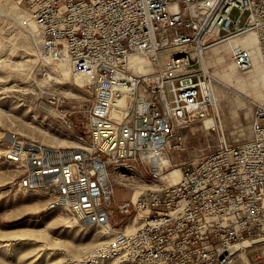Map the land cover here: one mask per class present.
I'll return each instance as SVG.
<instances>
[{
    "label": "built area",
    "instance_id": "built-area-1",
    "mask_svg": "<svg viewBox=\"0 0 264 264\" xmlns=\"http://www.w3.org/2000/svg\"><path fill=\"white\" fill-rule=\"evenodd\" d=\"M11 1L40 32L39 59L67 61L91 93L78 146L11 135L0 154L18 188L106 237L76 264H235L264 247V101L248 141L222 138L175 184L161 161L178 129L218 117L214 78L199 62L206 46L253 32L264 61V0ZM231 54L238 70L252 67L247 49ZM116 182L142 189L117 203ZM245 239L253 243L232 250Z\"/></svg>",
    "mask_w": 264,
    "mask_h": 264
},
{
    "label": "rangeland",
    "instance_id": "rangeland-1",
    "mask_svg": "<svg viewBox=\"0 0 264 264\" xmlns=\"http://www.w3.org/2000/svg\"><path fill=\"white\" fill-rule=\"evenodd\" d=\"M22 14L29 13L11 0H0V154L11 135L49 147H76L78 137L88 135L90 90L84 79L70 73L64 77L61 71L68 72L69 65L39 59L40 32L36 43ZM246 34L208 45L200 54L201 67L214 78L217 122L196 121L175 132L163 155L169 171L198 161L222 138L234 145L251 138L254 109L264 101V61L262 70L255 56L253 70L240 71L229 48V42L240 43ZM17 175L11 165L0 164V264H76L106 239L92 226L48 210L42 192L18 188ZM141 189L140 183L116 182L115 201H128ZM241 254L246 258L238 254L235 264H264V247L252 246Z\"/></svg>",
    "mask_w": 264,
    "mask_h": 264
},
{
    "label": "bare ground",
    "instance_id": "bare-ground-1",
    "mask_svg": "<svg viewBox=\"0 0 264 264\" xmlns=\"http://www.w3.org/2000/svg\"><path fill=\"white\" fill-rule=\"evenodd\" d=\"M20 17L23 18V20L26 22V24L28 25V27L30 28L31 32L33 33L34 37H35V42L38 43V39L36 38V34H37V27L34 23V20L33 18L30 16V15H25V14H22L20 15ZM244 40L241 41L240 43H237L238 40L235 39V40H232L231 42H229V48H230V51H232L234 48H244V49H247L248 51H250V53L252 54V58H253V63H252V70H253V67H254V64H255V56L258 57V59L260 60L261 62V67H262V70H263V58L261 57V55L259 54V51L257 49V39H256V36L253 32H250V33H247L244 37ZM239 44H244V45H240L238 46ZM235 46V47H234ZM238 46V47H237ZM216 49H214L215 51ZM59 64H62V65H66L68 67V62L65 61V60H61L59 62ZM251 70V71H252ZM64 75V77L68 78L69 77V67H68V72L63 69L61 71ZM47 73V72H46ZM74 79H82V78H74ZM215 83V82H214ZM220 83V82H219ZM221 86H223V84H221ZM215 94V93H214ZM215 98H217V96H215ZM226 99V98H225ZM217 101V100H216ZM263 102V101H262ZM120 108H117V109H114L112 111V118L116 119V120H121L123 117H124V114H125V111L123 108V103L120 104ZM50 113H53V114H56V112L53 110V109H50L49 110ZM217 120L214 119V118H207L203 121V124L205 125H209V124H214L216 123ZM216 126V125H215ZM10 139V137L8 138V140ZM167 154V153H166ZM168 158V157H167ZM165 156H163L161 158V161L163 163H167L169 161H167V159H165ZM9 172V171H8ZM179 177H180V169H175V168H172L171 171H169V173L166 174V180L168 181V184H175L178 180H179ZM139 191H134V195L133 197H136V195L138 194ZM253 243V240L251 239H245L244 241L236 244L232 250L233 251H236L238 250L239 248L241 247H245V246H248L250 244Z\"/></svg>",
    "mask_w": 264,
    "mask_h": 264
},
{
    "label": "crops",
    "instance_id": "crops-1",
    "mask_svg": "<svg viewBox=\"0 0 264 264\" xmlns=\"http://www.w3.org/2000/svg\"><path fill=\"white\" fill-rule=\"evenodd\" d=\"M240 257H242L243 259L246 258V256L244 254H239Z\"/></svg>",
    "mask_w": 264,
    "mask_h": 264
}]
</instances>
